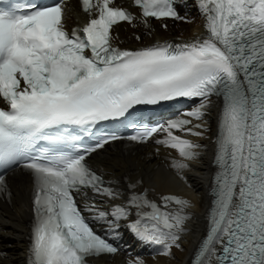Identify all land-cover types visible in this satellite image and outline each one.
I'll return each instance as SVG.
<instances>
[{
	"label": "snow or ice",
	"instance_id": "snow-or-ice-1",
	"mask_svg": "<svg viewBox=\"0 0 264 264\" xmlns=\"http://www.w3.org/2000/svg\"><path fill=\"white\" fill-rule=\"evenodd\" d=\"M176 4L134 0L146 27L149 18L164 28L168 19L190 22ZM81 6L90 19L71 32L63 22L64 0L0 7V194L7 191L8 171L19 168L30 176L28 264H88L89 258L117 254L85 213L107 224L109 235L134 214L127 227L136 237L160 246L163 256L179 248L189 200L165 195L158 204L132 191L126 204L102 210L96 197L116 200L121 193L88 158L118 140L145 144L162 134L155 143L178 153L173 168L186 169L201 145L185 137L204 138L213 97L222 102L217 172L206 236L193 264H264V0H197L206 36L136 50L113 44L114 26L134 25L136 16L114 0H81ZM179 98L199 102L165 123L133 120L127 126L135 132L127 137L100 127L127 119L138 105ZM85 137L93 142L85 144Z\"/></svg>",
	"mask_w": 264,
	"mask_h": 264
},
{
	"label": "bare ground",
	"instance_id": "bare-ground-1",
	"mask_svg": "<svg viewBox=\"0 0 264 264\" xmlns=\"http://www.w3.org/2000/svg\"><path fill=\"white\" fill-rule=\"evenodd\" d=\"M133 3L134 0H114V6L130 9L137 14L134 25L121 24L114 29L116 39L113 44L121 49L140 48L164 42H191L197 37L203 38L207 35L205 19L197 8V0H185L184 3L180 0L179 4L183 3L180 15L190 22L163 21L167 28L162 27V21L149 19L148 27L140 23L139 11L133 8ZM89 19L88 14L81 12L78 0H70L65 4L64 26L67 29L82 26ZM136 37L140 39L137 40ZM212 99L213 103L204 117L208 129L204 138L185 137L201 145L198 149L199 157L188 162L189 167L186 169L178 171L173 168V161L179 159L178 153L155 143V140L163 138L162 134H158L145 145L118 141L106 145L93 155L92 166L107 181H112V186L121 193L116 200L101 201V198L96 197L97 205L102 210H109L116 204H126L132 191L146 194L148 199L158 204L161 203V196L165 195H175L191 203V207L186 209L190 219L181 234L180 247H174L170 256L159 254L160 246L140 240L128 229L127 224L135 219L133 214L129 221L120 222L115 233L122 242V251L112 257L99 258L97 264H126L128 259L137 257L143 259L144 264L188 263L206 231L210 203L206 192L212 175L214 136L220 110V102ZM6 184L7 191L0 194V264H28L27 240L34 216L32 180L22 171H16L7 177ZM129 184H135L136 188L129 189ZM81 202L84 204V201ZM95 223L98 228L102 226L107 230V224L103 221Z\"/></svg>",
	"mask_w": 264,
	"mask_h": 264
}]
</instances>
